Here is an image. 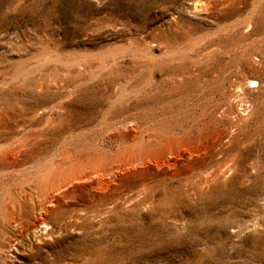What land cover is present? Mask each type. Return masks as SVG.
I'll return each mask as SVG.
<instances>
[{
    "label": "rangeland",
    "instance_id": "374dc122",
    "mask_svg": "<svg viewBox=\"0 0 264 264\" xmlns=\"http://www.w3.org/2000/svg\"><path fill=\"white\" fill-rule=\"evenodd\" d=\"M128 129L200 150L148 206L45 225L42 175ZM0 264H264V0H0Z\"/></svg>",
    "mask_w": 264,
    "mask_h": 264
},
{
    "label": "bare ground",
    "instance_id": "6f19581e",
    "mask_svg": "<svg viewBox=\"0 0 264 264\" xmlns=\"http://www.w3.org/2000/svg\"><path fill=\"white\" fill-rule=\"evenodd\" d=\"M248 85L254 87L258 82L250 80ZM129 131V139L135 141L134 144L112 154L111 160L99 156L81 163L70 162L66 169L59 170L56 175L52 172L42 175L43 187L36 198L45 212L42 220L45 225L50 205L70 193L81 198L88 191L92 195V211L98 212L99 219L106 216V212H116L125 203L132 207L148 206L154 189L148 193L147 185L155 187L159 182L172 179L200 150L199 145L176 144L172 139L156 147L149 145L139 148L144 139L141 137L138 140L137 134ZM142 136L145 138V134ZM145 140L150 142V138ZM86 215L89 216V212ZM88 216L77 218L81 220Z\"/></svg>",
    "mask_w": 264,
    "mask_h": 264
}]
</instances>
